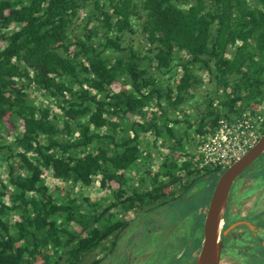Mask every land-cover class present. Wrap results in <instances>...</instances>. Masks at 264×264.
<instances>
[{
	"label": "trees",
	"instance_id": "1",
	"mask_svg": "<svg viewBox=\"0 0 264 264\" xmlns=\"http://www.w3.org/2000/svg\"><path fill=\"white\" fill-rule=\"evenodd\" d=\"M0 45V264H85L142 216L199 211L222 174L202 144L264 115V0H0ZM191 219L167 256L202 246Z\"/></svg>",
	"mask_w": 264,
	"mask_h": 264
},
{
	"label": "rangeland",
	"instance_id": "2",
	"mask_svg": "<svg viewBox=\"0 0 264 264\" xmlns=\"http://www.w3.org/2000/svg\"><path fill=\"white\" fill-rule=\"evenodd\" d=\"M2 46L3 45H0V47ZM114 88L117 90L118 85L115 84ZM33 96H36V102L46 101V99L44 100V97L41 96V93H39V95L35 94ZM193 108L194 110H192V114L197 115L205 110L206 104L202 103L199 106L193 105ZM262 110H264V105L262 106ZM262 114H264V111ZM214 134H212L211 137ZM152 140L153 136H150V141ZM153 150L155 149L152 147V150H149V153H153V156H150L154 158ZM195 159L198 160L201 166H203L200 149ZM1 172L4 176V174H6L4 173L6 172V169H3ZM142 173H145V168L142 170ZM135 174L136 172H133L131 176L134 177ZM218 176L219 175H216L215 179H217ZM46 179L55 195H65L66 192H68V188H65L67 187V185L62 184V182L53 178L50 173H46ZM119 186V181L113 182L114 189L119 188ZM78 190L79 189L77 188L74 190V192L76 193ZM198 190L200 191L199 193L202 192L205 196V200L202 201L200 205H198L199 211H195L196 203H194V201L178 200L173 205V208L171 210H164L161 214H156L157 211H155L152 214L154 217V221H148L147 218L142 216L131 228L125 230L124 234L119 238V241L116 244L113 245V242L109 241L104 245L106 246L105 250H102L100 248L87 255L88 257L85 264H93V261L99 260L100 262L98 264H194L193 262L199 254V250H201V247L198 251L193 252L188 259L183 258L189 256V253L186 254L187 250L185 246H179V252H177L175 256H172L170 254L167 256V252L169 251L171 253V250L169 248V245H171V243L169 242L177 241L179 239V234L186 230V228H184L183 226L180 227V221H176L179 215L186 214L187 216V221H184L187 225V232H185L184 234H190V225L192 223L191 216L194 215V213H197L198 215L200 213L204 214L203 222L200 224L201 226L203 225L202 227H204L205 215L210 204V187L205 182L204 184L198 185ZM70 191L72 192L73 190L70 188ZM171 191L174 194H178L180 192H177V189L174 188ZM78 193L85 194V196L89 197L95 202L103 200L104 198L102 196L103 193L99 190L98 184L85 189L84 192ZM190 206H193V208H191ZM135 216L136 215L132 213L127 217L126 220L132 221ZM149 231H151V235ZM202 232L203 228L199 232L200 236L203 237Z\"/></svg>",
	"mask_w": 264,
	"mask_h": 264
},
{
	"label": "flooded vegetation",
	"instance_id": "3",
	"mask_svg": "<svg viewBox=\"0 0 264 264\" xmlns=\"http://www.w3.org/2000/svg\"><path fill=\"white\" fill-rule=\"evenodd\" d=\"M219 177L207 180L210 199ZM220 243L221 264H264V154L231 187Z\"/></svg>",
	"mask_w": 264,
	"mask_h": 264
},
{
	"label": "water",
	"instance_id": "4",
	"mask_svg": "<svg viewBox=\"0 0 264 264\" xmlns=\"http://www.w3.org/2000/svg\"><path fill=\"white\" fill-rule=\"evenodd\" d=\"M264 154V134L245 156L220 175L204 220L203 241L196 264H221V229L233 183Z\"/></svg>",
	"mask_w": 264,
	"mask_h": 264
},
{
	"label": "built area",
	"instance_id": "5",
	"mask_svg": "<svg viewBox=\"0 0 264 264\" xmlns=\"http://www.w3.org/2000/svg\"><path fill=\"white\" fill-rule=\"evenodd\" d=\"M263 125L264 115L251 112L233 122L221 120L215 134L200 147L203 166L227 169L259 141Z\"/></svg>",
	"mask_w": 264,
	"mask_h": 264
},
{
	"label": "clouds",
	"instance_id": "6",
	"mask_svg": "<svg viewBox=\"0 0 264 264\" xmlns=\"http://www.w3.org/2000/svg\"><path fill=\"white\" fill-rule=\"evenodd\" d=\"M263 133H264V129H263ZM262 136V135H261ZM221 172H223V171H221Z\"/></svg>",
	"mask_w": 264,
	"mask_h": 264
}]
</instances>
